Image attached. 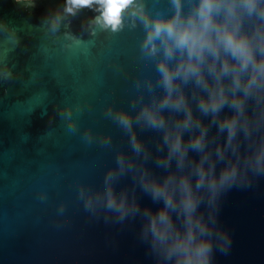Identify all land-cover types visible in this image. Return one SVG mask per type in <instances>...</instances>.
Masks as SVG:
<instances>
[{
	"label": "water",
	"instance_id": "95a60500",
	"mask_svg": "<svg viewBox=\"0 0 264 264\" xmlns=\"http://www.w3.org/2000/svg\"><path fill=\"white\" fill-rule=\"evenodd\" d=\"M64 3L0 0V264H175L176 253L168 255L167 245L146 230L149 210L164 201L153 199L141 173L163 180L188 172L200 153L190 148L182 166L175 156L165 164L163 129L140 115L165 91L158 71L162 46L155 55L144 47L147 26L135 8L123 13V27L114 32L91 23L97 5L71 15ZM137 3L151 17L175 10L171 0ZM196 3L181 0L182 11ZM257 22L244 10L245 29ZM181 87L194 116L207 125L214 154L227 133L219 118L200 112L194 80ZM246 107L251 116V99ZM122 112L130 127L121 124ZM231 113L225 104L221 117ZM164 115L174 123L182 112L165 109ZM190 134L185 129V142ZM262 136L264 119L253 124L250 137L238 130L234 144L242 158ZM237 151L229 147L233 158ZM227 159L216 161L217 173ZM192 177L195 214L209 225L197 233L210 240L208 264H264V167L242 166L214 195ZM109 185L117 198L126 195L123 215L107 205ZM174 207L173 223L182 232L184 215Z\"/></svg>",
	"mask_w": 264,
	"mask_h": 264
},
{
	"label": "clouds",
	"instance_id": "9594fccd",
	"mask_svg": "<svg viewBox=\"0 0 264 264\" xmlns=\"http://www.w3.org/2000/svg\"><path fill=\"white\" fill-rule=\"evenodd\" d=\"M171 3L175 9L171 15L155 17L147 14L137 0H65L63 10L75 15L81 8L97 5L99 15L91 23L115 32L123 27V13L135 8L144 16L147 26L144 47L155 55L161 51L158 45L162 46L158 71L165 91L158 101L145 104L140 115L149 126L163 129L164 141L168 144L165 164L175 156L178 167L182 166L190 148L200 155L191 163L190 171L179 175L170 172L163 180L141 173L153 199L164 201L159 210H149L146 230L151 231L154 240L167 245L168 255L176 253L175 264H208L210 240L203 235L198 237L197 233H203L209 225L195 214L199 197L193 190L192 173H195L196 187L206 186L214 195L218 188L235 179L242 166L264 167V136L254 152L245 153L243 158L234 144L239 129L250 137L253 124L259 126L264 119V0H198L187 13L182 11L181 0H171ZM244 10L250 17L255 14L259 21L250 31L244 28ZM173 59L175 63H170ZM189 80H194L199 89L200 112L219 118L218 128L227 133L223 143H216L214 154L208 147L207 125L194 116L188 95L181 87ZM250 99L251 116L246 107ZM225 104L232 113L221 117ZM165 109L182 112V116L170 123L164 115ZM120 122L125 127L132 123L126 112L120 114ZM197 125L199 130L194 131ZM185 129L191 133L187 142ZM132 142L138 151L141 142L135 135ZM230 146L237 151L235 158L229 152ZM225 155L228 159L217 173L216 161L223 160ZM119 163L123 167V156ZM107 205L121 215L128 210L126 195L117 198L110 185ZM176 205L185 219L182 232L174 225L171 215L177 210Z\"/></svg>",
	"mask_w": 264,
	"mask_h": 264
}]
</instances>
